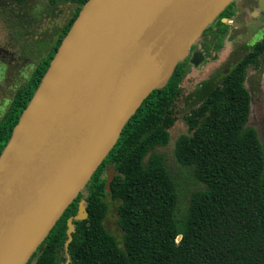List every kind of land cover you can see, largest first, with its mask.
<instances>
[{
  "label": "trees",
  "instance_id": "16d2710c",
  "mask_svg": "<svg viewBox=\"0 0 264 264\" xmlns=\"http://www.w3.org/2000/svg\"><path fill=\"white\" fill-rule=\"evenodd\" d=\"M13 1L23 5L32 0ZM66 1L74 5L70 19L0 122V157L89 0ZM232 5L205 29L201 40L207 55L228 38L230 26L222 19L232 17L228 13ZM262 55L264 39L248 48L183 115L188 133L177 139L175 155L204 184L192 193L184 218H175L176 185L165 156L155 149L169 144L171 129L179 119L176 109L183 96L187 59L176 66L167 85L152 91L129 119L84 191L65 209L27 264L66 262L67 222L78 213L81 199L86 200L89 216L75 221L70 264H264V145L257 130L248 125L252 96L245 84L248 68H258ZM112 169L115 174L108 187L106 174ZM108 196L120 201L122 244L106 227Z\"/></svg>",
  "mask_w": 264,
  "mask_h": 264
},
{
  "label": "water",
  "instance_id": "95a60500",
  "mask_svg": "<svg viewBox=\"0 0 264 264\" xmlns=\"http://www.w3.org/2000/svg\"><path fill=\"white\" fill-rule=\"evenodd\" d=\"M234 1L85 4L0 157V264L28 263L129 119L152 91L167 85L205 29ZM237 26L233 23L231 38L244 32ZM203 60L197 52L192 63ZM114 174L112 169L108 187ZM88 216L81 199L78 213L67 222L64 264L71 262L75 221Z\"/></svg>",
  "mask_w": 264,
  "mask_h": 264
},
{
  "label": "rangeland",
  "instance_id": "374dc122",
  "mask_svg": "<svg viewBox=\"0 0 264 264\" xmlns=\"http://www.w3.org/2000/svg\"><path fill=\"white\" fill-rule=\"evenodd\" d=\"M73 11L74 5L66 0H57L55 4H51L48 0H32L23 5L13 0H0V106L3 105L4 100L9 101L4 106V110H0V122L7 113L15 92L27 83L39 61L50 52L58 38L59 31L70 19ZM263 21L264 14L260 19L255 20L250 27V33L246 36L224 37L220 41V49H212L210 55H207L204 47L199 45V49L205 53L206 58L198 65L188 63L186 67L183 96L178 101L176 109L180 111L177 114L179 119L171 129L169 144L155 149L165 156L166 166L176 185L178 204L175 218L177 220H181L186 215L192 193L204 188V184L195 178L193 169L180 164L175 155L177 139L182 134L188 133L183 115L205 96L209 88L217 85L223 75L246 54L248 48L245 49L244 44L252 40V29L253 32L256 29L253 27L261 25ZM262 37L261 33L251 41V44L256 43ZM38 47H42V51L38 50L36 54ZM2 50L13 53L16 58L22 51L28 56L26 66L23 67L22 64L19 67L16 66L22 73L20 76L14 69L17 61L11 64V59L8 55L5 56ZM8 67L10 70L7 71ZM245 84L252 96L248 125L257 130L264 145V55L260 57L258 68H248ZM106 200L109 204L106 227L122 244L123 231L118 224L120 201L110 196Z\"/></svg>",
  "mask_w": 264,
  "mask_h": 264
},
{
  "label": "flooded vegetation",
  "instance_id": "af4514ba",
  "mask_svg": "<svg viewBox=\"0 0 264 264\" xmlns=\"http://www.w3.org/2000/svg\"><path fill=\"white\" fill-rule=\"evenodd\" d=\"M232 3L234 5H232V8L228 12L230 15H232V17L230 18V23L228 24L230 26V30H229L228 37L231 35L232 30L234 29L233 23H237L238 24L237 29L239 31H241V32L244 31L239 36H243V35L246 36V35H248L250 33V31H251L250 30V27L253 25V23L255 22V20L260 19L262 17V15L264 14V10H260V0H235ZM255 10H258L259 11V13H258V15L256 17L253 16V13L255 12ZM253 28L254 29L256 28V29H255L254 32H253V29H252V40L255 37H257L258 35H260L261 33H262L263 37L260 40H258L257 42L263 40L264 39V21L262 22L261 25L259 24V25L255 26ZM252 40H250L249 42H247L246 44H244L245 45V49L246 48H250V47L254 46L257 43L256 42L254 44H251V41ZM199 45H201L203 47V42H202L201 39L199 40L198 43H196V44H194L192 46V48L190 50V54L186 58L188 60V63L189 64L190 63L193 64L192 63V59H193L195 53L202 52L199 49ZM38 50L42 51V47H38V49H36V54L39 52ZM2 52L4 53L5 56L8 55V57L11 59V62H10L11 64H14V62L17 61L16 64L14 65V69L18 72V76H20L22 73L20 72V68H18V67H19L20 64H22L21 66H23V67L26 66V64H27V62L29 60L28 59V56L26 54H24L23 51L20 52L21 54L17 58L14 56L13 53H9L7 50H2ZM202 53H204V52H202ZM205 56L206 55L204 53V59L206 58ZM16 66H18V67L16 68ZM6 69H7V71L10 70L9 67L6 68ZM33 72H34V70H33ZM17 92L18 91L15 92L13 98L11 99V102H10V105H9V109H10V107H11L13 101H14V98H15ZM8 102H9L8 99L4 100L3 101V105L0 106V110L3 111L4 110V106H6L8 104Z\"/></svg>",
  "mask_w": 264,
  "mask_h": 264
}]
</instances>
